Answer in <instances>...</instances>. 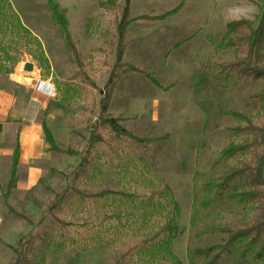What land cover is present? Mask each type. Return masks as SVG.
<instances>
[{
  "label": "rangeland",
  "instance_id": "374dc122",
  "mask_svg": "<svg viewBox=\"0 0 264 264\" xmlns=\"http://www.w3.org/2000/svg\"><path fill=\"white\" fill-rule=\"evenodd\" d=\"M53 1L77 6L72 18L82 29L66 15L84 80L53 27L46 59L27 49L39 64L22 51H5L0 39V77L26 61L52 91L42 125L58 151L34 163V179L13 177L7 193L0 170V264H264V257L254 260L257 246L223 249L225 238L217 234L247 229L257 215L255 204L237 198L245 185H221L228 174L253 167L251 153L223 161L219 155L249 142L246 125L264 130V104L253 100L264 95V82L222 72L242 55L215 47L229 23L256 28L258 13L248 3L260 7L261 0H187L159 24L134 21L169 13L179 0H128L133 23L124 31L119 66L150 73L164 92L141 77L119 76L104 118L148 146L114 140L96 124L122 1ZM105 2L114 4L111 13L97 10ZM102 193L136 201L87 199Z\"/></svg>",
  "mask_w": 264,
  "mask_h": 264
},
{
  "label": "trees",
  "instance_id": "16d2710c",
  "mask_svg": "<svg viewBox=\"0 0 264 264\" xmlns=\"http://www.w3.org/2000/svg\"><path fill=\"white\" fill-rule=\"evenodd\" d=\"M46 11L49 16V21L52 27L57 31L61 45L67 53L68 59L77 71L80 78L84 80V74L82 71V64L74 46L70 41L66 25L64 23L61 12L52 0H43ZM122 8L118 21L114 22L113 35L111 40H114V49L112 53L113 66L108 76L105 85L103 87V93L99 104V118L97 119V126L107 130L108 135L112 136L114 140H124L128 143H134L136 145L148 146L146 143L133 141L127 134L117 127V122L104 118L106 106L109 100V96L119 76L133 75L141 77L151 88L161 93L164 91L157 88L153 81V76L150 73L133 70L128 67L119 66L120 59L123 51V35L124 31L133 23L127 20L128 14V0H121ZM187 0H179L178 5L169 13H166L160 17L146 16L136 19L134 22L159 24L162 23L177 14ZM234 1V0H231ZM258 13L257 24L254 30L248 23L239 21L235 23H229L224 27V36L219 41L216 49L222 51H231L242 55L240 60L224 66L221 70L227 74H232L238 79H249L252 82H264V0L260 1V7L255 6L252 3H248ZM97 10L102 13H111L114 9V4L105 2L96 6ZM8 19L4 24L2 21V14ZM0 33L4 41L5 51L17 54L18 51L24 52L31 62L39 64V58H34L28 53V47H31L34 52L39 53L38 44L32 40L29 35L20 27L17 19L10 11L5 0H0ZM14 38V42L11 38ZM20 57H16V60ZM18 65L15 61L11 67L10 72ZM118 75L114 76V74ZM262 104H264V95H258L253 98ZM245 133L249 137V142L246 145L232 147L228 146L219 155V160L223 161L230 159L237 155L245 153H251L255 160L253 167L246 166L239 171L228 174L222 181L221 185L224 186L229 182L239 180L243 185L247 187V192L237 196L240 202H248L256 205L257 215L252 224L242 231L230 232L226 230L218 231L217 234L222 238H225L223 249H230L234 245L239 243H247L248 247L257 246L254 260H261L264 257V240H260V237L264 233V130L254 129L246 125L244 129ZM44 143L47 147L49 154H58V151L52 145L49 135L42 130ZM90 140L93 137L89 136ZM98 143V141H96ZM15 156H12L11 170L8 177V181L5 185V193L9 192L13 186ZM211 189L212 187H207ZM105 198H111L120 202H135L136 198L131 196L116 195L110 193H102L97 196L88 197L90 201H99ZM171 210L174 206L171 204ZM17 220L22 221L20 218ZM173 215L169 217L166 222V235L169 236V227L172 226ZM59 225V224H58ZM8 250V249H7ZM8 252H11L8 250ZM176 264V263H175Z\"/></svg>",
  "mask_w": 264,
  "mask_h": 264
},
{
  "label": "crops",
  "instance_id": "0c3cea01",
  "mask_svg": "<svg viewBox=\"0 0 264 264\" xmlns=\"http://www.w3.org/2000/svg\"><path fill=\"white\" fill-rule=\"evenodd\" d=\"M5 1L20 27L39 45L40 52L46 59L44 45L54 36V29L49 21L44 1ZM53 2L62 13L68 31L67 15L72 25L77 24L72 18L77 16V6L68 4L61 8L55 1ZM77 26V29H82L84 24ZM23 64L28 63L24 61ZM21 65H17L11 75L0 77V170L6 173V183L11 170L12 156H15L14 179L16 175L34 179V163L48 153L42 135V130L45 131L42 114L49 105V99L43 87L38 89V85H47L39 83L34 75L31 78L21 75Z\"/></svg>",
  "mask_w": 264,
  "mask_h": 264
},
{
  "label": "water",
  "instance_id": "95a60500",
  "mask_svg": "<svg viewBox=\"0 0 264 264\" xmlns=\"http://www.w3.org/2000/svg\"><path fill=\"white\" fill-rule=\"evenodd\" d=\"M20 74L23 76H31L32 75V66L28 64H23L20 67Z\"/></svg>",
  "mask_w": 264,
  "mask_h": 264
},
{
  "label": "built area",
  "instance_id": "2783aa9c",
  "mask_svg": "<svg viewBox=\"0 0 264 264\" xmlns=\"http://www.w3.org/2000/svg\"><path fill=\"white\" fill-rule=\"evenodd\" d=\"M39 87H43V89H45L46 96H47V98L49 100L53 99L52 91L49 89L48 86H40V85H38V89H39Z\"/></svg>",
  "mask_w": 264,
  "mask_h": 264
}]
</instances>
